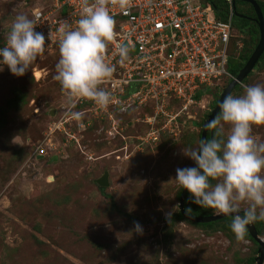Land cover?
I'll return each mask as SVG.
<instances>
[{
  "label": "rangeland",
  "instance_id": "rangeland-1",
  "mask_svg": "<svg viewBox=\"0 0 264 264\" xmlns=\"http://www.w3.org/2000/svg\"><path fill=\"white\" fill-rule=\"evenodd\" d=\"M244 3L235 1L236 14L247 10ZM51 6L52 0H0V35L29 8L47 12ZM58 59V48L46 46L23 76L6 65L0 71V264H256L250 260L258 247L246 237L238 242L230 229L168 220L178 210L176 169L195 162L181 145L158 149V142L139 151L135 137L147 125L133 121L136 112L116 116L115 139L106 135L105 120L85 108L79 120L55 130L66 109L53 79ZM256 84L264 85V66L232 95ZM15 97L21 98L12 107ZM210 102L203 98L205 108L191 110L190 120L198 123ZM187 128L199 131L193 123ZM252 134L264 142V126H254ZM129 139L126 155L123 140ZM105 172L108 185L100 186Z\"/></svg>",
  "mask_w": 264,
  "mask_h": 264
},
{
  "label": "clouds",
  "instance_id": "clouds-1",
  "mask_svg": "<svg viewBox=\"0 0 264 264\" xmlns=\"http://www.w3.org/2000/svg\"><path fill=\"white\" fill-rule=\"evenodd\" d=\"M131 7L132 0H81L76 26L62 22L53 79L66 98V116L82 117L72 110L81 99L100 109L113 102L111 93L101 87L115 72V66L106 61L108 46L116 39V21L109 9L119 8L127 14ZM36 28V21L25 14L14 18L6 43L0 47V71L6 65L19 77L30 69L49 39ZM131 50L129 44L117 45L119 63L129 59ZM243 88L242 96L228 94L218 104V114L206 124L213 130L212 138L181 150L195 167L177 168L174 179L187 190L193 204L212 209L216 215H231L229 227L238 242L245 240L248 225L264 221V142L252 134L254 126H264V85ZM134 231L142 234L138 222H134Z\"/></svg>",
  "mask_w": 264,
  "mask_h": 264
},
{
  "label": "built area",
  "instance_id": "built-area-1",
  "mask_svg": "<svg viewBox=\"0 0 264 264\" xmlns=\"http://www.w3.org/2000/svg\"><path fill=\"white\" fill-rule=\"evenodd\" d=\"M209 1L132 0L127 14L110 8L116 21V39L108 46L106 61L115 66V72L101 87L111 93L113 102L100 109L94 102L81 99L72 110L83 113L85 108L94 117L104 119L109 139L119 133L121 122L116 116L136 112L133 121L147 125V131L135 137L139 151L143 146L156 145L162 135L177 139L180 121L190 120L191 110L198 105L205 108L203 99L195 98L197 91L230 77L227 65L231 39L241 38L233 26L235 1L223 0L228 6L224 20L215 17ZM28 12L37 23L36 31L49 37L46 46L54 47L62 22L76 26L81 0H52L47 12L40 7L29 8ZM120 43L132 49L123 64L116 54ZM71 119L64 109L55 130L61 131ZM124 141L126 147L122 149L127 155L133 142Z\"/></svg>",
  "mask_w": 264,
  "mask_h": 264
},
{
  "label": "trees",
  "instance_id": "trees-1",
  "mask_svg": "<svg viewBox=\"0 0 264 264\" xmlns=\"http://www.w3.org/2000/svg\"><path fill=\"white\" fill-rule=\"evenodd\" d=\"M256 2L258 6L260 7L263 17H264V0H256ZM209 3L212 5L213 9L215 10V17H217V19L219 20H224V18L227 15V11H228L227 4L223 0H210ZM244 4L247 7V10L241 14L244 16H250L254 19L256 16H255L253 7L247 3H244ZM234 8H235V14L238 13L235 7V2H234ZM25 15L29 17L28 13H25ZM233 24L237 26L239 31H236V33L237 35L241 36V38L233 37L231 39L232 50H230L229 63L227 65V71L230 74V77H223L217 80L211 87H202L201 89L197 91L195 95V98L197 100L207 97L209 101V98H210L211 102L210 104H208L209 110L215 107L222 90L226 88V86L232 81V79L237 76L238 72L247 62V60L249 59L250 55L252 54L253 50L255 49L259 41V29H258L257 24L253 20L238 18L234 16ZM10 28L7 29V33L10 31ZM5 37H6L5 34L0 35V47H3L5 45V42H6ZM54 48H58V44L55 45ZM260 66L261 67L264 66V52L259 58L254 69ZM249 75L243 80L242 83L246 82V79L249 77ZM239 86L240 85L236 86L233 89V91L238 90ZM233 91L231 92V94L234 93ZM20 98L21 97H17V98L15 97L14 99L11 100V103L9 105L12 104V107H16L15 99H20ZM9 105L7 104V106ZM208 114H209V111L203 113V116L199 120L198 123L193 122L188 119H182L180 121V126H179L181 129L179 137L177 139H172L171 137L167 135H162L159 141L158 149H163L167 144H171V146L181 145L183 148L195 147L200 141L201 126ZM190 123H193L194 126L199 128V131L196 133V135L191 134L189 128L185 129L186 126ZM212 136H213V130L208 131L207 138L210 139L212 138ZM194 167H195V163H194ZM213 183L215 182L213 181ZM181 192H182V189L179 188V191L177 194L178 200L180 198ZM184 209L187 214L191 216H196V217L210 216L214 214V211L212 209L202 208V207H199L193 204L190 200V194L187 191H186L185 199H184ZM242 214L243 213L241 212V215ZM168 220L172 223H175V222L190 223L188 220L183 218V216L180 214L178 210L172 213L169 216ZM231 220H232V217H227V218H223L221 220L206 223V224H196V223L194 224L192 222L191 224L194 226H199L203 229H209L212 231H223V230L225 231L227 229H230L229 225H230ZM254 226H255L258 236H262L264 234V221L258 220L254 222ZM246 238L249 241H251L255 246L258 247V245L250 237L248 231L246 234ZM255 261H256L255 258H252L250 260L251 263Z\"/></svg>",
  "mask_w": 264,
  "mask_h": 264
},
{
  "label": "water",
  "instance_id": "water-1",
  "mask_svg": "<svg viewBox=\"0 0 264 264\" xmlns=\"http://www.w3.org/2000/svg\"><path fill=\"white\" fill-rule=\"evenodd\" d=\"M236 1V0H234ZM242 2H245L247 4H250L253 7L254 13H255V18L251 19L253 20L259 29V41L257 43V46L253 50L252 54L250 55L249 59L247 62L244 64L242 69L238 72L237 76L224 88L220 94V97L213 109L209 111V114L207 115V118L204 120L202 127H201V137L200 140L207 138V133L210 131V129L206 128V124L208 121L213 119L219 112V107L218 104L222 102L225 96L228 94H231L233 89L241 85L243 80L253 71L254 67L256 66L259 58L264 52V17L262 14V11L260 7L258 6L256 0H240ZM236 17L238 18H243V19H248L247 17L239 14H235ZM97 183L100 186H107V172L104 173V175L97 181ZM185 189H182L180 198H179V203H178V210L180 214L185 218L186 220L196 223V224H206L210 222H215L218 220H221L223 218L227 217H232L231 215L229 216H224V215H210V216H203V217H196V216H191L186 213L184 209V199H185V194H186ZM247 231L250 235V237L254 240V242L258 245V256L256 258V264H263L264 260V241L258 236L254 223L250 224L247 226Z\"/></svg>",
  "mask_w": 264,
  "mask_h": 264
},
{
  "label": "bare ground",
  "instance_id": "bare-ground-1",
  "mask_svg": "<svg viewBox=\"0 0 264 264\" xmlns=\"http://www.w3.org/2000/svg\"><path fill=\"white\" fill-rule=\"evenodd\" d=\"M34 75H35L36 79H39L40 76H41V72L40 71H35Z\"/></svg>",
  "mask_w": 264,
  "mask_h": 264
}]
</instances>
